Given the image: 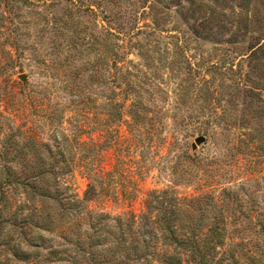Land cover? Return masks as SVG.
<instances>
[{
    "label": "rangeland",
    "instance_id": "1",
    "mask_svg": "<svg viewBox=\"0 0 264 264\" xmlns=\"http://www.w3.org/2000/svg\"><path fill=\"white\" fill-rule=\"evenodd\" d=\"M6 170L65 172L62 189L81 197L92 182L88 209L112 216L173 189L189 238L168 254L262 264L246 240L264 223V0H0ZM21 195L3 203L0 264H73L60 237L71 210L54 200L20 235Z\"/></svg>",
    "mask_w": 264,
    "mask_h": 264
},
{
    "label": "trees",
    "instance_id": "2",
    "mask_svg": "<svg viewBox=\"0 0 264 264\" xmlns=\"http://www.w3.org/2000/svg\"><path fill=\"white\" fill-rule=\"evenodd\" d=\"M65 175V172L52 170H6L0 173V223L5 221L4 210L7 206L3 203L15 198L10 196V189L14 186L21 188L23 200L20 204H14L11 225L20 235L27 231L25 224L34 226L40 223L41 217L44 216V220L49 218L53 210L51 207L55 206L54 200L59 201L63 210H71L62 214L64 219L69 217L70 220L60 230L64 247L61 251L65 255L61 257L65 262L74 256L73 264H184L182 256L185 249L179 255L168 254L167 249L174 243L177 246L185 245L184 240L189 238L185 234H176V213L182 209L185 199L177 196L173 189L157 194V190L152 192L156 194L154 202H148V210L142 214L112 216L88 209L87 203L97 195L92 182L83 197L76 192H64L63 184L68 188ZM52 183L54 187L50 186ZM260 225L261 230H257L246 241L252 247L249 259L264 264V245L261 248L264 243V223ZM25 239L12 244L14 255L18 258L26 253L22 248ZM206 255L207 252L194 248L191 252L192 264H205L208 259ZM239 259L234 256V264H238Z\"/></svg>",
    "mask_w": 264,
    "mask_h": 264
},
{
    "label": "water",
    "instance_id": "3",
    "mask_svg": "<svg viewBox=\"0 0 264 264\" xmlns=\"http://www.w3.org/2000/svg\"><path fill=\"white\" fill-rule=\"evenodd\" d=\"M20 77H21L22 80H26V78H27V76L25 74H22ZM205 140H206V137L205 136H199L198 138H196L195 143H194L193 146L196 148L197 147V144H201Z\"/></svg>",
    "mask_w": 264,
    "mask_h": 264
}]
</instances>
